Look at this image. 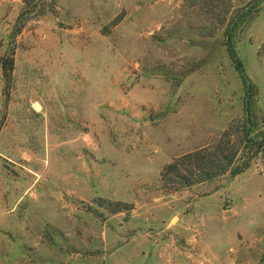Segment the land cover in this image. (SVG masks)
I'll return each instance as SVG.
<instances>
[{
  "label": "rangeland",
  "instance_id": "1",
  "mask_svg": "<svg viewBox=\"0 0 264 264\" xmlns=\"http://www.w3.org/2000/svg\"><path fill=\"white\" fill-rule=\"evenodd\" d=\"M49 2L14 35L23 2L0 0V59L13 51L8 78L0 64V264H264L262 151L235 176L178 191L160 179L231 124L241 136L229 26L264 136V0L236 26L256 0Z\"/></svg>",
  "mask_w": 264,
  "mask_h": 264
},
{
  "label": "trees",
  "instance_id": "2",
  "mask_svg": "<svg viewBox=\"0 0 264 264\" xmlns=\"http://www.w3.org/2000/svg\"><path fill=\"white\" fill-rule=\"evenodd\" d=\"M261 1L263 0H256L252 6L246 7L247 9L245 8L239 15V20L234 23L235 26L239 23H244L247 17L257 9ZM22 2V11L18 16V20H20L23 15L27 16L29 14H34V11H36L37 16H39L47 14L54 9L53 2H49V0H22ZM26 16L21 20L20 25L17 24L14 35L20 31V26L27 19ZM224 33V46L244 88V109L246 115L241 121V136L236 140L232 138L231 130L233 126L231 124L220 134L215 144L211 146L206 145L174 157L169 163H166L162 167L160 172L162 186L165 189L172 188L174 191H178L195 184L211 181L227 173H229L230 176H235L247 169L252 159L255 158L259 152L262 151L264 153V136L258 138L256 134H253L256 122L252 116L251 108L255 94V85L247 76L243 61L236 51L233 42L235 36L234 26L226 28ZM12 54L13 51L11 49L10 54L7 53L0 59L3 74L6 78L10 76V74L7 73L13 66ZM242 147L247 148L249 154L243 156L240 161L237 162L238 156L240 155H238V152L241 151L240 149ZM100 200L102 202L101 206L109 210L110 213H117L129 209L128 204L120 201L112 204L109 200Z\"/></svg>",
  "mask_w": 264,
  "mask_h": 264
},
{
  "label": "crops",
  "instance_id": "3",
  "mask_svg": "<svg viewBox=\"0 0 264 264\" xmlns=\"http://www.w3.org/2000/svg\"><path fill=\"white\" fill-rule=\"evenodd\" d=\"M36 104H38V103H36ZM39 105V104H38ZM39 107H40V105H39Z\"/></svg>",
  "mask_w": 264,
  "mask_h": 264
}]
</instances>
